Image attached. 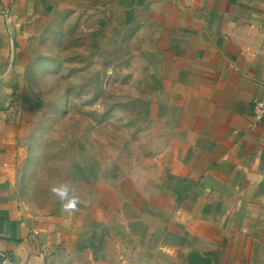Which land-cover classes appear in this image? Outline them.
Returning <instances> with one entry per match:
<instances>
[{
	"label": "crops",
	"instance_id": "1",
	"mask_svg": "<svg viewBox=\"0 0 264 264\" xmlns=\"http://www.w3.org/2000/svg\"><path fill=\"white\" fill-rule=\"evenodd\" d=\"M74 0H0V253L17 264H264V0H117L106 30L146 71L153 169L57 213L26 202L35 40ZM27 191V190H26Z\"/></svg>",
	"mask_w": 264,
	"mask_h": 264
},
{
	"label": "rangeland",
	"instance_id": "2",
	"mask_svg": "<svg viewBox=\"0 0 264 264\" xmlns=\"http://www.w3.org/2000/svg\"><path fill=\"white\" fill-rule=\"evenodd\" d=\"M35 40L32 98L40 103L25 197L57 213L104 179L156 167L162 139L146 117V71L132 40L106 30L117 0H74Z\"/></svg>",
	"mask_w": 264,
	"mask_h": 264
},
{
	"label": "built area",
	"instance_id": "3",
	"mask_svg": "<svg viewBox=\"0 0 264 264\" xmlns=\"http://www.w3.org/2000/svg\"><path fill=\"white\" fill-rule=\"evenodd\" d=\"M264 125V99L252 103L251 127ZM0 264H17L13 257L7 253H0Z\"/></svg>",
	"mask_w": 264,
	"mask_h": 264
}]
</instances>
